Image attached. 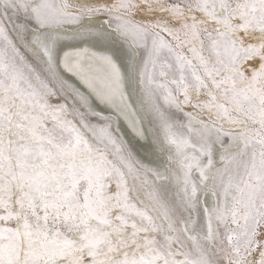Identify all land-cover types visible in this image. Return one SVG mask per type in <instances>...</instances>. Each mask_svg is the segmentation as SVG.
Wrapping results in <instances>:
<instances>
[{
    "label": "snow or ice",
    "instance_id": "snow-or-ice-1",
    "mask_svg": "<svg viewBox=\"0 0 264 264\" xmlns=\"http://www.w3.org/2000/svg\"><path fill=\"white\" fill-rule=\"evenodd\" d=\"M0 264H264V0H0Z\"/></svg>",
    "mask_w": 264,
    "mask_h": 264
}]
</instances>
